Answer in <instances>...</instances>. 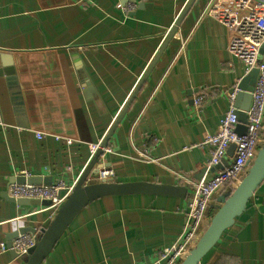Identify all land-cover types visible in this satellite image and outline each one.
Segmentation results:
<instances>
[{
    "label": "crops",
    "instance_id": "1",
    "mask_svg": "<svg viewBox=\"0 0 264 264\" xmlns=\"http://www.w3.org/2000/svg\"><path fill=\"white\" fill-rule=\"evenodd\" d=\"M186 1L0 0V244L19 229H44L54 214L11 201V179L69 185L79 177L89 147L111 127ZM262 9L259 0H199L94 166L111 168L114 182L175 184L189 194L97 199L41 264H152L175 241L190 183L210 156L199 143L228 108L223 92L244 76L243 59L229 48L230 15ZM203 88L213 95L195 110L192 98ZM0 264L24 262L7 250ZM200 264H264V181Z\"/></svg>",
    "mask_w": 264,
    "mask_h": 264
},
{
    "label": "built area",
    "instance_id": "2",
    "mask_svg": "<svg viewBox=\"0 0 264 264\" xmlns=\"http://www.w3.org/2000/svg\"><path fill=\"white\" fill-rule=\"evenodd\" d=\"M264 5V0H259ZM131 7V6H130ZM229 27L232 31V43L229 48L236 57L243 59L244 75L252 69L257 70L254 88L251 92V102L246 114V131L239 135L236 131L238 124L234 105V98L239 91L238 83L223 94L227 97L228 108L220 118L214 133L205 134L199 143L210 151L209 159L200 179L191 182V193L187 199L184 211V224L175 241L168 247L160 249V253L152 264H178L188 253L191 246L206 227V213L209 205L214 201V196L224 191H232L244 176L248 165L255 157L264 139V51L259 50L264 43V9L259 12H234L230 15ZM185 39H181L182 48ZM213 91L205 88L193 96L194 109H198ZM41 138L40 133H36ZM59 138L58 136L56 137ZM234 145L231 157L227 151ZM99 144H92L89 148L91 156ZM223 160L226 165L217 167ZM211 171V169H213ZM114 173L109 167H102L94 174L98 181L111 180ZM76 181V180H75ZM66 185L62 181L52 185L18 184L13 182L8 187V195L14 199L33 198L50 200L47 207L56 210L68 197L75 184ZM35 235L26 232L19 233L12 241L10 247L0 244V253L13 250L18 257L27 254L30 247L35 244Z\"/></svg>",
    "mask_w": 264,
    "mask_h": 264
},
{
    "label": "water",
    "instance_id": "3",
    "mask_svg": "<svg viewBox=\"0 0 264 264\" xmlns=\"http://www.w3.org/2000/svg\"><path fill=\"white\" fill-rule=\"evenodd\" d=\"M198 1L199 0L186 1L175 22L168 29L158 51L152 58L141 79L134 87L111 127L100 141L96 151L90 157L88 163L80 173L79 177L76 179L72 191L64 200V202L61 203L60 206L54 211V214L48 225L40 231H37L31 227H25L17 230L14 233H11V239L16 237L18 233L27 231L35 235V244L28 249L27 254L20 256V258L23 259L24 264H41L50 253L58 239L65 232L69 224L76 217V215L84 207L97 199L105 196H123L131 194L166 195L184 199L189 194V188L187 186L175 184H162L151 181L114 182L111 180H101L88 183L87 179L90 174H97L98 170L103 167L101 165L94 167L96 161L102 153L103 148L107 146L108 140L110 139L116 126L119 124L128 107L134 100L136 94L142 86V83L151 72L158 58L176 33L179 25L189 10L194 5H196ZM263 51L264 43L262 44L259 53L262 54ZM256 75L257 70L252 69L248 74L244 75L238 83L239 91L235 95L234 105L239 109V111H235L238 121L235 131L239 135L244 134L246 131L247 120L245 111L248 110L250 106L251 92L254 88ZM233 149L234 145H231L227 151L228 157L232 156ZM226 164L227 160H223L222 163L217 167L221 168L222 165ZM247 164H249L248 168L236 187L232 191H224L220 193L215 199V202L209 205V207L213 209L214 212L208 219L207 225L203 232L200 234L179 264H200L204 256L219 242L224 231L232 227L235 223V220L245 211L248 201L251 199L258 186L264 181V139L253 160ZM213 170L214 168L211 169V171ZM203 172L204 169H202L200 174ZM11 182H16L18 184L27 183L33 185L54 184L52 183L51 177L25 174H19L13 177ZM10 200L15 201L19 205L26 206L42 205L48 207L50 205V200L45 199H14L10 197ZM6 245L9 248L11 241L9 240ZM9 251L13 257H18L13 250Z\"/></svg>",
    "mask_w": 264,
    "mask_h": 264
},
{
    "label": "rangeland",
    "instance_id": "4",
    "mask_svg": "<svg viewBox=\"0 0 264 264\" xmlns=\"http://www.w3.org/2000/svg\"><path fill=\"white\" fill-rule=\"evenodd\" d=\"M195 94H196V93H195ZM192 104H193V98H192ZM89 150H90V149H89ZM90 152H91V150H90ZM90 155H91V153H90ZM87 180H88V183H91V182H95L96 180H98V178H96V176H94V175L91 174V175L88 176V179H87ZM213 212H214V211H213V209H212L211 213H213ZM205 218H207V219H206V224H207V221H208V219L210 218V216L207 215V217H205ZM202 232H203V231H202ZM194 243H195V242H194ZM192 246H193V245H192ZM192 246H191V247H192ZM182 259H183V258H182ZM182 259H181V260H182ZM181 260H180V261H181ZM180 261L178 262V264L180 263Z\"/></svg>",
    "mask_w": 264,
    "mask_h": 264
},
{
    "label": "trees",
    "instance_id": "5",
    "mask_svg": "<svg viewBox=\"0 0 264 264\" xmlns=\"http://www.w3.org/2000/svg\"><path fill=\"white\" fill-rule=\"evenodd\" d=\"M211 215H212V213L210 212L209 216H211Z\"/></svg>",
    "mask_w": 264,
    "mask_h": 264
}]
</instances>
